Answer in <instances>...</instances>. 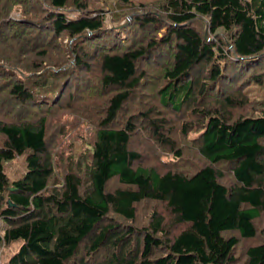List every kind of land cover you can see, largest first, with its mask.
<instances>
[{"label": "trees", "instance_id": "obj_1", "mask_svg": "<svg viewBox=\"0 0 264 264\" xmlns=\"http://www.w3.org/2000/svg\"><path fill=\"white\" fill-rule=\"evenodd\" d=\"M71 1L0 0V243L21 244L7 264H235L232 232L260 234L246 264H264V228L255 225L264 213V103L261 116L232 121L229 109L240 101L218 90L220 59L264 54V0H164L162 16L138 19L163 36L91 50L80 43L104 33L103 18L80 3L83 15L69 18ZM16 9L23 20L11 18ZM200 24L208 35L224 31L226 44L207 40ZM158 51L165 62L152 60ZM71 54L81 59L64 64ZM143 65L164 83L153 110L162 147L168 107L205 118L192 142L209 164L191 176L138 166L142 154L130 148L136 127L121 114L148 86ZM210 95L222 96V109L199 111ZM18 157L26 172L12 182L6 165ZM223 169L234 185L221 182ZM115 180L121 187L111 192ZM150 200L173 218L153 213L136 247V231L121 220L135 222L137 204Z\"/></svg>", "mask_w": 264, "mask_h": 264}, {"label": "rangeland", "instance_id": "obj_2", "mask_svg": "<svg viewBox=\"0 0 264 264\" xmlns=\"http://www.w3.org/2000/svg\"><path fill=\"white\" fill-rule=\"evenodd\" d=\"M42 1L43 4L46 3L45 0ZM77 3L88 7V11L84 14L102 17L104 22V33L102 35L89 38L88 41H82L80 43L86 46L88 50L95 47H106L116 42L117 47H125L133 42L136 43L140 41L146 36H149L150 40H153L155 38H160L164 34V28L161 30L158 28L157 30L152 27V24H149L146 29H143V27L140 26L142 23L138 22L141 16L147 17L155 14H160V16H162L164 0H131L130 6L122 4L119 0H73L70 6L64 11L71 19H76L83 15V12L78 10L79 5ZM21 15L22 12L20 9H16L11 14V18L14 20H23ZM123 28L125 32L120 30ZM200 29L204 32L206 31L205 26L202 24H200ZM222 34L225 35L224 31L221 30L218 32V35L209 34L208 37L211 39V42H220V40H223L226 44L225 40L221 38ZM227 41L231 44L228 39ZM64 42L68 45H73L74 40L68 41V38H66ZM100 44L102 45L100 46ZM228 47L224 50H228ZM167 50L169 51V49ZM164 58L165 54L162 51H158L153 55L152 60L156 62H165ZM79 59H81V55L75 54L68 59L65 58L66 61L64 64L67 63L68 60V65H75ZM72 61L73 63H71ZM87 64L89 66L91 63L88 62ZM218 65L222 70V76L219 78L220 81L218 83L219 92L223 91V94H230L234 96L237 102L240 101L239 107L229 109L231 120L235 121L242 117L261 116L264 103V54L252 60L236 58L234 54H232L226 60L220 59ZM97 68L98 66L95 64V73H98ZM143 69L150 73L148 76V86L137 93L134 103L121 114L123 116V123L127 124L126 122L131 118L136 127V132L132 136L130 148L132 151L135 150L142 154V159L138 161V166L156 168L160 171L168 170L171 167L172 171L191 176L193 173L209 164L203 155L200 154L194 142H192L201 132L195 130L193 127L196 124H203L205 118L202 116L200 119H197L196 116L192 117V114L187 111V108L179 111L175 116L172 107H168L167 116L170 123L169 127L166 128L168 132L165 133L164 136L167 142L164 147H162L161 140L155 136L154 132V127H156L154 122L158 120L154 111L161 105L159 92L160 88L164 86V83L162 82L160 85V71L157 70L156 67L149 68L143 65ZM196 70L199 72L200 69ZM79 72L82 75H86V68L83 70L79 69ZM2 93L7 94L6 91ZM201 100L202 106L199 108V111L222 109L220 107V102L223 101L222 96L215 97L214 95H210L208 98L205 96ZM148 118L152 121L149 122ZM184 124H190L188 129L191 128L193 130V132L189 133V135L186 134V136L181 133V126ZM69 126L72 125L70 124ZM75 146L79 151L84 150V146L80 142H76ZM179 153L181 154L180 156ZM25 160V157H18L16 160L7 163V173L12 182L20 179L26 172ZM222 171H224L225 178L223 177L221 182L229 187L234 185V176L226 169ZM120 187L118 181L115 180L109 183L108 190L114 192ZM136 208L137 218L135 222H124L121 220L123 222L121 226H126V228L130 227L136 231L133 245L138 242L137 245L135 244V246L138 247L142 240L143 232L149 227L153 213L156 212L162 215L168 221L172 220L173 215L166 205L151 200L137 204ZM255 225L259 232L263 230L264 213L255 220ZM128 229L129 228L125 229V231ZM226 235H235V237L239 239V244L233 252L236 258L235 264H246V253L248 249L263 241L260 234L255 239H244L236 232L227 233ZM20 246V243L10 245L0 243V264H7L19 250Z\"/></svg>", "mask_w": 264, "mask_h": 264}, {"label": "water", "instance_id": "obj_3", "mask_svg": "<svg viewBox=\"0 0 264 264\" xmlns=\"http://www.w3.org/2000/svg\"><path fill=\"white\" fill-rule=\"evenodd\" d=\"M206 38H207V40H211V39H209V37H208V33H207V31H206ZM229 48H230V49H233V47H232L231 45H229ZM13 189H14V188H13ZM13 189H12V190H13Z\"/></svg>", "mask_w": 264, "mask_h": 264}]
</instances>
